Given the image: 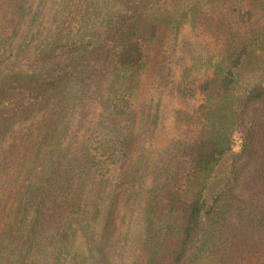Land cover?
Instances as JSON below:
<instances>
[{"label": "trees", "instance_id": "trees-1", "mask_svg": "<svg viewBox=\"0 0 264 264\" xmlns=\"http://www.w3.org/2000/svg\"><path fill=\"white\" fill-rule=\"evenodd\" d=\"M88 262L264 264V0H0V264Z\"/></svg>", "mask_w": 264, "mask_h": 264}, {"label": "rangeland", "instance_id": "rangeland-1", "mask_svg": "<svg viewBox=\"0 0 264 264\" xmlns=\"http://www.w3.org/2000/svg\"><path fill=\"white\" fill-rule=\"evenodd\" d=\"M191 40L193 41V43H196V44H194L196 46L201 41V38H198V37L195 38V36H192L191 37ZM181 53L184 54L183 57L186 58V61L187 62L190 61V56H189L188 53H186V52H181ZM144 92H145V88H142L138 92L139 93V98L138 99L135 98V100H134L135 105H136V108L139 106V102L143 99V97H145ZM179 107H180V104L177 101H172V102H169V103L167 102V112L169 113V117H171V115H172V112L171 111L173 109H178ZM247 171H248V169H247ZM120 204L121 203L119 201V203H118L119 206L117 205L118 206V208H117L118 211H116L117 213L115 214L116 215L115 218H116V221L121 224V222H122V216L124 214V211L120 207ZM126 226H129V230H127L126 228L123 229V232H126V236H127V234L128 235L130 234V237H133L137 233V231H139V227L140 226H139V213H138V209L133 210L132 213H131V211L128 213V215H127V221H126L124 227H126ZM120 230H121V226H120ZM94 232H95V235H94L95 238H98L99 230H97L95 228L94 229ZM128 254H130V253H128ZM87 264H94V263L88 262Z\"/></svg>", "mask_w": 264, "mask_h": 264}]
</instances>
